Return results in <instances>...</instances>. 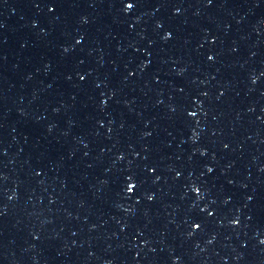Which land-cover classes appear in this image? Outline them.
<instances>
[{
	"label": "water",
	"instance_id": "95a60500",
	"mask_svg": "<svg viewBox=\"0 0 264 264\" xmlns=\"http://www.w3.org/2000/svg\"><path fill=\"white\" fill-rule=\"evenodd\" d=\"M0 264H264V0H0Z\"/></svg>",
	"mask_w": 264,
	"mask_h": 264
},
{
	"label": "snow or ice",
	"instance_id": "6c2138e0",
	"mask_svg": "<svg viewBox=\"0 0 264 264\" xmlns=\"http://www.w3.org/2000/svg\"><path fill=\"white\" fill-rule=\"evenodd\" d=\"M132 189H131V187L129 188V191H131Z\"/></svg>",
	"mask_w": 264,
	"mask_h": 264
}]
</instances>
